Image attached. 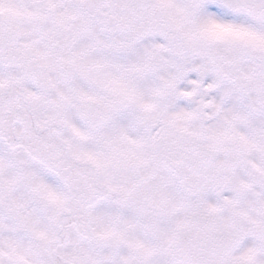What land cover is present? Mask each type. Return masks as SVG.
Instances as JSON below:
<instances>
[{
	"label": "snow or ice",
	"instance_id": "1",
	"mask_svg": "<svg viewBox=\"0 0 264 264\" xmlns=\"http://www.w3.org/2000/svg\"><path fill=\"white\" fill-rule=\"evenodd\" d=\"M0 264H264V0H0Z\"/></svg>",
	"mask_w": 264,
	"mask_h": 264
}]
</instances>
